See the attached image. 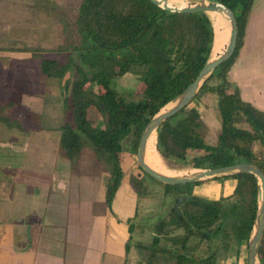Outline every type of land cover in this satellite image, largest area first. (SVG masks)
Here are the masks:
<instances>
[{
	"label": "trees",
	"instance_id": "trees-1",
	"mask_svg": "<svg viewBox=\"0 0 264 264\" xmlns=\"http://www.w3.org/2000/svg\"><path fill=\"white\" fill-rule=\"evenodd\" d=\"M214 1L225 3L236 14V49L216 67L191 104L160 126L155 146L168 162L195 169L252 162L264 172V157L254 151L255 141L264 143V110L246 101L229 80L254 0ZM44 2L61 9L52 0ZM60 19L67 32L64 42L53 48L26 49L41 58L42 73L61 84L62 94L56 98L62 100L64 112L60 154L79 175L106 174V205L111 207L126 175L122 153L136 158L150 120L194 81L210 58L215 28L205 11H171L153 0H79L64 7ZM129 73L143 85L135 98L123 95L116 85ZM214 78L216 83H211ZM205 93L217 98L221 129L215 139L193 104ZM0 120L9 127L29 128L17 118L1 115ZM146 176L154 179L142 170L130 174L140 198L151 192ZM232 176L238 179L234 194L217 200L193 194V186L201 181L159 182L175 205L153 226L151 244L136 245L142 255L137 264H216V252L196 254L203 243L218 239L225 251L234 244H248L259 207V181L251 173ZM133 231L132 221L128 253ZM259 256L264 264V237Z\"/></svg>",
	"mask_w": 264,
	"mask_h": 264
},
{
	"label": "crops",
	"instance_id": "crops-1",
	"mask_svg": "<svg viewBox=\"0 0 264 264\" xmlns=\"http://www.w3.org/2000/svg\"><path fill=\"white\" fill-rule=\"evenodd\" d=\"M229 80L264 110V0L253 1ZM61 94L60 81L44 75L31 52L0 51V116L29 127L20 130L0 120V264H135L127 252L140 203L130 183L133 156L122 153L126 175L109 207L106 174L79 175L59 152ZM203 95L197 105L211 138L221 119L216 96ZM254 151L264 157V143L255 141ZM237 183L234 176L209 178L192 191L217 200L232 196Z\"/></svg>",
	"mask_w": 264,
	"mask_h": 264
},
{
	"label": "rangeland",
	"instance_id": "rangeland-1",
	"mask_svg": "<svg viewBox=\"0 0 264 264\" xmlns=\"http://www.w3.org/2000/svg\"><path fill=\"white\" fill-rule=\"evenodd\" d=\"M52 1L60 5L61 9L46 6L44 0H0V51L13 50L18 55L22 51L31 52L26 49L27 47L53 48L64 42L67 32L60 18L64 7L75 5L79 0ZM191 1L198 2L202 0ZM34 58L41 61L39 57ZM32 64V68L39 65L38 63ZM210 82L215 83L216 78L211 79ZM116 85L119 91L128 98L138 97L143 90V85L133 73L119 77ZM203 96L206 95L196 98L193 104L197 105L198 101L203 99ZM58 103H62V100L59 99ZM207 103L209 104L210 101H207ZM96 116L94 114L95 118ZM211 138L215 139V136L211 135ZM132 158L134 161L131 170L134 172L141 171L137 156ZM161 159L165 166L177 172L195 169L168 162L162 155ZM159 182L146 176V183L151 192L140 198L138 214L133 220L134 231L131 239L133 258H131V261H134L135 264L142 257L140 249L136 245L139 243L151 244L154 236L153 226L160 218L167 215L172 205H175L172 199L165 195L164 187ZM1 216L4 215L1 214ZM219 246L220 241L218 239L212 244L205 242L196 254L205 256L216 252V264H248V244L245 243L241 247L234 244L229 251H225Z\"/></svg>",
	"mask_w": 264,
	"mask_h": 264
},
{
	"label": "water",
	"instance_id": "water-1",
	"mask_svg": "<svg viewBox=\"0 0 264 264\" xmlns=\"http://www.w3.org/2000/svg\"><path fill=\"white\" fill-rule=\"evenodd\" d=\"M153 1L168 10L178 12L205 11L209 14L211 10H224L228 14L231 35L223 53L213 57L212 51L210 58L205 62L194 81L150 120L140 139L137 161L143 171L165 184L195 183L209 178L226 177L241 173L254 174L259 181V207L255 226L248 241V264H261L259 251L264 237V172L257 164L239 162L210 168L193 169L194 172L189 174L168 175L154 169L145 159L147 144L153 133L156 132L157 134L158 129L166 120L189 106L203 84L212 76L216 67L234 53L239 32L236 14L232 8L221 1L202 0L183 6H176L164 0Z\"/></svg>",
	"mask_w": 264,
	"mask_h": 264
},
{
	"label": "bare ground",
	"instance_id": "bare-ground-1",
	"mask_svg": "<svg viewBox=\"0 0 264 264\" xmlns=\"http://www.w3.org/2000/svg\"><path fill=\"white\" fill-rule=\"evenodd\" d=\"M176 6H183L192 3L191 0H164ZM209 15L212 19L215 28V41L212 49L213 57H217L219 54L223 53L225 47L228 44L231 32L229 28L228 14L224 10H211ZM156 132L153 133L152 137L149 139L146 149L145 159L146 161L156 170L168 174V175H181L189 174L194 172V170H187L177 172L164 165L161 156L158 154L155 140Z\"/></svg>",
	"mask_w": 264,
	"mask_h": 264
}]
</instances>
